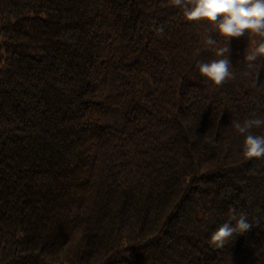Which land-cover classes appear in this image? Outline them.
Segmentation results:
<instances>
[{
	"label": "trees",
	"instance_id": "trees-1",
	"mask_svg": "<svg viewBox=\"0 0 264 264\" xmlns=\"http://www.w3.org/2000/svg\"><path fill=\"white\" fill-rule=\"evenodd\" d=\"M208 35L174 0H0V264H264V157L231 127L264 57L232 38L213 85Z\"/></svg>",
	"mask_w": 264,
	"mask_h": 264
},
{
	"label": "clouds",
	"instance_id": "clouds-1",
	"mask_svg": "<svg viewBox=\"0 0 264 264\" xmlns=\"http://www.w3.org/2000/svg\"><path fill=\"white\" fill-rule=\"evenodd\" d=\"M174 3L181 7L187 21L211 24L226 41L223 46H217L218 42L213 36L204 37L205 44L215 48L216 58L199 61L197 66L201 75L213 85L219 86L235 75L229 56L232 38L245 34L259 37L246 48L244 59L249 68L256 67L258 58L264 57V0H174ZM262 126L264 114H253L242 121H232L231 127L244 136L242 154L245 157H264V134L253 131ZM251 226L245 214L237 216L232 211L229 219L211 233L210 242L222 247L228 239L246 233Z\"/></svg>",
	"mask_w": 264,
	"mask_h": 264
}]
</instances>
